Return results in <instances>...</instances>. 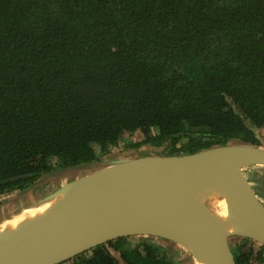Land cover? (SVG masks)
Masks as SVG:
<instances>
[{
    "label": "trees",
    "instance_id": "obj_1",
    "mask_svg": "<svg viewBox=\"0 0 264 264\" xmlns=\"http://www.w3.org/2000/svg\"><path fill=\"white\" fill-rule=\"evenodd\" d=\"M259 131L264 0H0V207L115 149L264 146ZM232 250L264 263V244ZM169 254L127 236L60 264L180 263Z\"/></svg>",
    "mask_w": 264,
    "mask_h": 264
},
{
    "label": "water",
    "instance_id": "obj_2",
    "mask_svg": "<svg viewBox=\"0 0 264 264\" xmlns=\"http://www.w3.org/2000/svg\"><path fill=\"white\" fill-rule=\"evenodd\" d=\"M237 153L246 157L239 175L227 161ZM256 167L263 171L245 175V169ZM82 168L88 172L69 175ZM263 176L264 146L241 141L181 155L104 156L62 168L46 178L58 186L22 208L41 212L0 237V264H60L127 236L172 242L194 264H236L232 239L264 244ZM189 185L206 193L215 206L182 199Z\"/></svg>",
    "mask_w": 264,
    "mask_h": 264
},
{
    "label": "rangeland",
    "instance_id": "obj_3",
    "mask_svg": "<svg viewBox=\"0 0 264 264\" xmlns=\"http://www.w3.org/2000/svg\"><path fill=\"white\" fill-rule=\"evenodd\" d=\"M260 133V137L262 139V142L264 143V133L261 134ZM157 152L154 149H151L149 147H142L138 150L137 153L134 152V150H125V149H115V151H113L112 155H107L106 158H123V157H137L140 154H156V155H160L157 154ZM133 155V156H132ZM257 170H262L263 171V167H256V168H249V169H245L244 173L245 175H247L249 178L253 176V174H255L257 172ZM88 172V169L82 168V169H72L69 172V175L74 177V176H80L83 175L85 173ZM257 174V173H256ZM259 177H261L259 175ZM264 178V176H263ZM50 179V178H49ZM49 179H44L43 181L40 182V184L38 186H36L35 188H33L32 190H29L28 192H26L25 194H14V195H10V201L7 203H5L4 205H2L0 207V221H2L5 217H8L10 214L15 213L13 216L7 218L6 220L14 217L19 211H21V209L24 206H27L28 204H31L33 201H36L37 199L43 197L44 195L48 194L49 192H51L53 189H55L58 184L55 183L53 180H49ZM62 181L64 182L65 179L62 178ZM262 186V191H260V198L262 199L263 203H264V182L259 183ZM9 200V198L7 199ZM4 220V221H6ZM2 223V222H1ZM136 240H145V239H150L152 241H156L157 243L163 245L167 251L170 253L169 256L172 257L174 260L176 261H180L179 264H192V258H190V256H188V254L186 253V251H184L182 248H180L179 246H176L174 243L172 244V242H168L165 241L163 239L160 238H151V237H135ZM237 242L236 240H233L232 243Z\"/></svg>",
    "mask_w": 264,
    "mask_h": 264
},
{
    "label": "bare ground",
    "instance_id": "obj_4",
    "mask_svg": "<svg viewBox=\"0 0 264 264\" xmlns=\"http://www.w3.org/2000/svg\"><path fill=\"white\" fill-rule=\"evenodd\" d=\"M228 164L238 173H241L242 169L246 165V157L241 153H237L228 158ZM190 186V185H189ZM187 190V193L182 194V199L191 201L197 206H215L209 196L202 190H198L192 186ZM181 188H184L181 187ZM41 212L39 208H26L19 211L14 217L0 223V237L4 234L13 233L20 229L23 225L28 223L31 219L37 216Z\"/></svg>",
    "mask_w": 264,
    "mask_h": 264
},
{
    "label": "flooded vegetation",
    "instance_id": "obj_5",
    "mask_svg": "<svg viewBox=\"0 0 264 264\" xmlns=\"http://www.w3.org/2000/svg\"><path fill=\"white\" fill-rule=\"evenodd\" d=\"M242 239V237L241 238H234V239H232L231 241L233 242V240H236L237 242H235V243H232V248H234L239 242H240V240ZM250 240H252V239H250ZM250 243H252V241L250 242ZM173 244V243H172ZM257 244V243H256ZM260 244V243H259ZM264 264V263H263Z\"/></svg>",
    "mask_w": 264,
    "mask_h": 264
},
{
    "label": "clouds",
    "instance_id": "obj_6",
    "mask_svg": "<svg viewBox=\"0 0 264 264\" xmlns=\"http://www.w3.org/2000/svg\"><path fill=\"white\" fill-rule=\"evenodd\" d=\"M4 198V197H3Z\"/></svg>",
    "mask_w": 264,
    "mask_h": 264
}]
</instances>
